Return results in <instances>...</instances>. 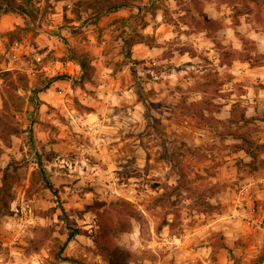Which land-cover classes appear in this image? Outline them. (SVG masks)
Wrapping results in <instances>:
<instances>
[{"label":"rangeland","instance_id":"374dc122","mask_svg":"<svg viewBox=\"0 0 264 264\" xmlns=\"http://www.w3.org/2000/svg\"><path fill=\"white\" fill-rule=\"evenodd\" d=\"M103 1L0 0V264H264V0Z\"/></svg>","mask_w":264,"mask_h":264},{"label":"trees","instance_id":"16d2710c","mask_svg":"<svg viewBox=\"0 0 264 264\" xmlns=\"http://www.w3.org/2000/svg\"><path fill=\"white\" fill-rule=\"evenodd\" d=\"M4 2L6 3L5 6L9 7V9H12V10H8V11H13L16 10L18 11L21 15H24V16H29L30 14H32L31 10H30V6H31V3H32V0H23V2L21 3H18V0H4ZM127 3L121 1V0H118V1H103V2H97V10L98 12H107V11H110V10H115V9H118V8H122L124 6H126ZM3 5L0 7V10L3 11L2 13H0V15L2 14H7L9 13L7 10H4L3 9ZM128 56L129 58L131 57L130 53H128ZM67 62H76L78 63V65L82 68L83 70V78L86 76V72L90 69L91 65L89 64V62H87L86 60H80L76 55H73V57L71 59H69V61ZM11 75V74H9ZM60 77L56 76V77H46L43 81H42V85H41V88H37L34 90V94L35 95H38L40 92L48 89L55 81H57ZM14 84L13 82H11V85ZM7 93L9 94V97H14L13 93H12V89H10V87L8 88L7 90ZM5 107L7 109L8 107V103L5 102ZM9 122L4 118V117H0V138L1 140L6 144H10V137L9 135H14L17 133V128H15L14 126H10L8 124ZM1 127H5V130L6 128H9V133L8 135H5V131L4 133L1 131ZM8 130V129H7ZM10 181V177L8 174H5L4 178H3V182H4V185L7 184V182ZM47 181V184L49 186V188L55 193V195L57 196V193L55 192L54 190V186L49 183L48 180ZM4 207H6L5 203L3 204ZM75 236V234L71 233L69 235V238H73ZM63 250V249H62ZM57 257L62 260V261H65L66 258L65 257H61V255H57Z\"/></svg>","mask_w":264,"mask_h":264}]
</instances>
